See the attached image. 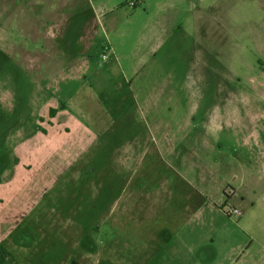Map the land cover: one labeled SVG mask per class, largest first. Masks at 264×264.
Masks as SVG:
<instances>
[{
    "label": "rangeland",
    "instance_id": "obj_1",
    "mask_svg": "<svg viewBox=\"0 0 264 264\" xmlns=\"http://www.w3.org/2000/svg\"><path fill=\"white\" fill-rule=\"evenodd\" d=\"M62 1L0 0V203L9 202L6 190L26 185L23 197L36 201L25 218L37 252L52 240L55 249L69 242L72 255L78 235L89 249L99 242L108 250L111 213L133 171L135 181L148 180L149 203L165 204L153 215L173 221L177 189L156 190L177 186V170L188 169L183 159L177 165L179 152L194 134L212 133L220 149L196 162L229 163L225 182L240 176L230 189L251 187L246 176L254 175L255 192L242 207L221 193L219 212L206 216L211 228H198L195 254L182 262L264 264V0ZM57 7V18L46 16ZM87 29L92 37L81 40ZM137 139L149 149L126 145ZM201 172L210 171L194 170ZM222 180L211 184L216 191ZM233 204L245 208L241 217L227 215ZM167 230L173 237L177 227Z\"/></svg>",
    "mask_w": 264,
    "mask_h": 264
},
{
    "label": "crops",
    "instance_id": "obj_2",
    "mask_svg": "<svg viewBox=\"0 0 264 264\" xmlns=\"http://www.w3.org/2000/svg\"><path fill=\"white\" fill-rule=\"evenodd\" d=\"M80 1L81 0H63L61 3L65 6L61 5V7H68L70 3L77 5ZM66 2L69 4L66 5ZM142 2V0H139V4ZM59 8L60 7H57L56 10H47L46 16L52 19L57 18L56 15L60 11H58ZM104 12L105 10H100V15H96V25L93 28L95 32H99L97 29H102L101 15H103ZM47 35L50 37L51 33L49 32ZM91 37V29H87L83 31L81 40L84 39V41H86ZM90 49L91 44L89 47H86V53H89ZM110 49V53L114 54V49H112V47H110ZM108 56L110 55L108 54ZM83 64L89 67L90 62L85 61ZM171 126L172 125H166L167 128ZM202 128L210 130L211 127L204 125ZM155 129L161 131L164 128L159 126ZM177 129H182V127L178 126ZM193 136L196 139H193L191 143L187 145L188 147L184 148L182 152H179L180 156L177 157L178 166L181 164V162H179L180 159H183L185 165L188 166V169H186L184 173L177 170V186L156 190L160 193L168 192L172 194L177 189V207L172 214L173 221L164 222L161 218L157 217V214L156 217L153 215L155 209H160L164 207L165 204L161 202L159 207H157V205L149 203L153 191L150 189L148 180H145V176L142 174L140 176L141 180L135 181L133 178V171L130 179L126 178V185L121 196H119V198H122L121 201L117 198L111 213L110 221H112L110 227L112 236L110 237L108 250H103L99 242L95 249H89L86 245V242L89 240L88 237L83 238L81 235H78L72 238L73 248L78 251H75L72 255L70 253L71 246L69 242L66 244L63 242L62 245H58L60 248L55 249L52 240V249H46L47 251H44V253H38L34 247V230L29 228L31 225L29 223L30 221H27L25 218L31 216V213L36 207V201H34L33 198L23 197L26 185H16L14 188L9 189V191L6 190L3 193V197L7 198L9 202L5 205L0 203V264H55L53 261L54 259H61L57 264H166L165 259L167 256H172L174 261L177 260V264H185L182 262V259L190 261L196 251L194 250V242L196 241L194 235L198 233L197 230L200 226L211 228L212 219L210 217L206 218V216L219 212V205L216 201H221L223 199L221 193L227 197L225 203L227 202L230 204L235 200H239L242 207V204L244 205L248 200V196L255 192L254 182L256 179L254 175H248L246 177H248V180L252 183L251 187H247L240 182L238 189L236 187L230 189L229 187H231V184L227 182L237 181V178L240 176L233 174L232 177L225 182L227 176H229L227 172L229 163H222L219 159L207 161L206 164L196 162L198 158L202 159L200 153H207L210 150L217 151V149H220L219 145L215 143V140L211 141L212 133L194 134ZM146 141L147 140L143 143L144 141H142V139H137L135 142L126 145L133 147L139 144L144 148L147 147L143 151L145 152L146 149H149V142ZM184 155L185 158H183ZM198 166H200V168H206V170L210 172H201V175L198 174L197 176L194 170ZM85 172L88 176H91L90 170ZM115 172L118 175L117 171ZM217 177L221 180L223 177L222 183L224 184L222 185L221 183L222 186L220 191H216L215 187L211 185L215 183ZM17 178H20V176H16L14 181ZM227 189L230 190V196L226 195ZM34 194L37 195L38 191L36 190ZM21 196L23 198H21ZM25 199H28V201ZM168 205L169 204H167L166 207ZM233 206L239 210L242 209L239 204H233ZM242 210H245V208ZM48 211L49 213H47V215L54 217V212L50 213V206L46 207L45 213ZM134 214L136 216L138 215L137 220L133 219ZM219 214H221V212ZM42 215V213H37V216ZM146 215L153 217L154 221H152L153 219H146ZM66 226L65 229L67 230L68 225ZM171 226H175V229L177 227L176 234L175 231L172 230L174 236L177 235V239H175L176 236L171 237V235L167 233V229ZM188 227L191 229L188 230ZM118 228L119 232H117ZM186 230L188 231L185 233ZM123 231L127 234L125 235L127 236L126 239L121 235ZM135 232L140 234L138 235ZM130 235H132V237L129 238ZM38 238L41 237L38 236ZM95 241L97 242V239ZM100 242H102V240H100ZM213 242L214 238L209 237L199 244L198 249L207 248L209 244ZM135 244H139L140 247L136 248ZM38 259L39 261H37ZM48 259L50 261H48Z\"/></svg>",
    "mask_w": 264,
    "mask_h": 264
},
{
    "label": "built area",
    "instance_id": "obj_3",
    "mask_svg": "<svg viewBox=\"0 0 264 264\" xmlns=\"http://www.w3.org/2000/svg\"><path fill=\"white\" fill-rule=\"evenodd\" d=\"M136 3H137V0H131L130 1V4L133 7H135ZM103 57H104V59H107L108 58L107 53H105ZM227 215L230 216V217H238L239 218V217H241L242 213H241V211L239 209H237L235 207H231L230 210L228 211Z\"/></svg>",
    "mask_w": 264,
    "mask_h": 264
},
{
    "label": "trees",
    "instance_id": "obj_4",
    "mask_svg": "<svg viewBox=\"0 0 264 264\" xmlns=\"http://www.w3.org/2000/svg\"><path fill=\"white\" fill-rule=\"evenodd\" d=\"M138 3H139V0H137V3H136V5H135V7H137V6H138Z\"/></svg>",
    "mask_w": 264,
    "mask_h": 264
}]
</instances>
